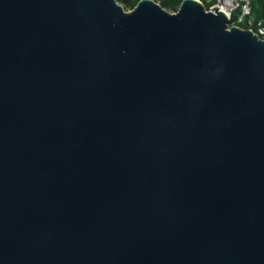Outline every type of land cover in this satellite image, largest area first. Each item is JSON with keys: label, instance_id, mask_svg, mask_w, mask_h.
<instances>
[{"label": "water", "instance_id": "water-1", "mask_svg": "<svg viewBox=\"0 0 264 264\" xmlns=\"http://www.w3.org/2000/svg\"><path fill=\"white\" fill-rule=\"evenodd\" d=\"M184 0H0V264H264V40Z\"/></svg>", "mask_w": 264, "mask_h": 264}, {"label": "built area", "instance_id": "built-area-1", "mask_svg": "<svg viewBox=\"0 0 264 264\" xmlns=\"http://www.w3.org/2000/svg\"><path fill=\"white\" fill-rule=\"evenodd\" d=\"M205 5L208 11L218 8L225 13L231 26L251 30L264 40V21L257 20L252 15L250 0H197Z\"/></svg>", "mask_w": 264, "mask_h": 264}, {"label": "trees", "instance_id": "trees-1", "mask_svg": "<svg viewBox=\"0 0 264 264\" xmlns=\"http://www.w3.org/2000/svg\"><path fill=\"white\" fill-rule=\"evenodd\" d=\"M141 0H118L125 8L133 10ZM164 9L171 13H176L184 0H154ZM252 5V15L257 20L264 21V0H250Z\"/></svg>", "mask_w": 264, "mask_h": 264}, {"label": "rangeland", "instance_id": "rangeland-1", "mask_svg": "<svg viewBox=\"0 0 264 264\" xmlns=\"http://www.w3.org/2000/svg\"><path fill=\"white\" fill-rule=\"evenodd\" d=\"M126 11H131V10H129V9H125Z\"/></svg>", "mask_w": 264, "mask_h": 264}]
</instances>
